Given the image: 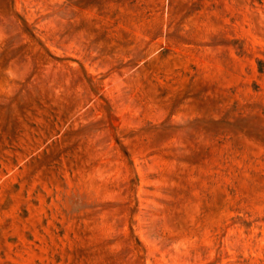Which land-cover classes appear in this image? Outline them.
Wrapping results in <instances>:
<instances>
[{
  "label": "rangeland",
  "instance_id": "1",
  "mask_svg": "<svg viewBox=\"0 0 264 264\" xmlns=\"http://www.w3.org/2000/svg\"><path fill=\"white\" fill-rule=\"evenodd\" d=\"M0 264H264V0H0Z\"/></svg>",
  "mask_w": 264,
  "mask_h": 264
},
{
  "label": "crops",
  "instance_id": "2",
  "mask_svg": "<svg viewBox=\"0 0 264 264\" xmlns=\"http://www.w3.org/2000/svg\"><path fill=\"white\" fill-rule=\"evenodd\" d=\"M242 18H243V16H242ZM247 32L250 33V26H248V27H244L243 25L240 26V27H239V38H240V36H241V37L249 38V37L247 36Z\"/></svg>",
  "mask_w": 264,
  "mask_h": 264
}]
</instances>
